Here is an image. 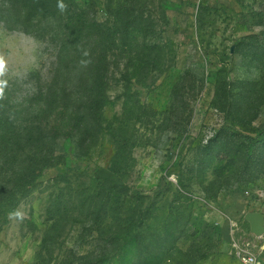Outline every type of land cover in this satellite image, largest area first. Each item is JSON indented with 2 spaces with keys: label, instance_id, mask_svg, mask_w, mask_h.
<instances>
[{
  "label": "rangeland",
  "instance_id": "rangeland-1",
  "mask_svg": "<svg viewBox=\"0 0 264 264\" xmlns=\"http://www.w3.org/2000/svg\"><path fill=\"white\" fill-rule=\"evenodd\" d=\"M11 1L0 0V8ZM128 1L127 12L142 13L156 37L138 39L124 53L106 45L108 105L98 125L57 139L62 162L6 210L0 264H239L238 252L264 259V234L253 235L244 220L247 213L264 219V0ZM74 6L90 24L110 28L123 1L74 0ZM26 9L17 0L8 22L0 20V53L9 61L3 103L9 98L11 107L54 80L77 85L82 68L63 64L60 71L59 60L82 57L67 46L84 43L91 53L102 39L74 33L57 7L44 13L45 28L31 32L40 19L29 25ZM124 71L127 91L115 82ZM120 144L131 158L125 196H113L98 226L79 217V225L66 218L50 229L45 210L58 194L51 181L94 177ZM116 204L118 215L110 211ZM15 209L22 221L9 219ZM113 219L140 227L131 232L139 237L110 239L120 224Z\"/></svg>",
  "mask_w": 264,
  "mask_h": 264
},
{
  "label": "trees",
  "instance_id": "trees-1",
  "mask_svg": "<svg viewBox=\"0 0 264 264\" xmlns=\"http://www.w3.org/2000/svg\"><path fill=\"white\" fill-rule=\"evenodd\" d=\"M18 1L20 5L27 8V11H30L27 12L26 17L29 25L35 20V17L38 16L40 19L31 32L42 30L40 26L44 13L53 10L57 4L54 0H23V3L21 0ZM121 1H123V6H118L117 20L110 28H105L95 23L90 24L83 17L82 12L77 11L74 0H64L65 3H68V9L64 12L67 25L69 26V22L75 25L74 33L82 35L85 32L87 36L94 33L92 36L96 34L102 38L97 45L91 46L93 50L90 53L92 63L87 68L81 69L77 85L68 86L66 78L63 79V73L60 76L62 81L54 80L45 87L46 90L43 92L41 90L36 92V88L33 87L31 92L26 95V99L23 100L26 102L24 104L28 105L27 107L24 104L15 105V103L14 107L9 106L8 97H6L8 98L6 103L0 100V220L3 219L5 212H8L6 210L17 205L15 204L17 197L27 198L31 191L37 188V180L44 170L52 169L62 162V158L55 154V144L58 138H73L74 130L77 132L86 130L89 125H98V120L108 105L106 45L110 44L112 51L118 50L124 53L125 50L131 51L132 45L135 48L138 39L146 40L156 37V33H151L150 29L144 25L145 20L142 13L138 14L133 9L131 12H127L126 9L132 7L127 5L131 4L130 1ZM16 3L17 0H13L7 7L1 6L0 20L8 22L9 15L15 11ZM70 10L78 12L79 15L70 13ZM67 12L75 16H68ZM42 26L44 27V25ZM53 36H58V34L54 33ZM59 36L62 34L59 33ZM97 36L95 37L97 38ZM54 38L57 40V37ZM59 40L62 42V46L67 45L64 38H59ZM117 42H120L119 46L116 45ZM84 47V43H79L72 49L67 46L69 51L72 50L73 53L77 51L78 55ZM81 59L82 57H76L70 62L60 59L58 64L60 71L63 64L69 69L77 67ZM70 75L72 73L69 70ZM115 82L116 87L127 91L130 82L126 71L120 72L119 79ZM18 107L24 108L19 111H11L12 108ZM39 117L43 120H39ZM130 162L131 158L128 156L127 149L120 144L110 166L107 169L98 170L94 177L84 178L79 173L71 174L70 177L60 175L54 178L51 181L52 188L56 189L58 194L52 196L45 210L47 220L52 222L50 229L58 227L59 223H63L66 218H69L73 225L82 223L79 217L88 220L94 227L102 223L98 222L99 216L103 214L102 220H104V216H107L105 207L110 205L113 196L116 194L125 196L122 195L124 190L126 191L122 181L127 174ZM4 176L9 177L6 179ZM81 179H87V181L81 182ZM90 183H95L96 186L89 188ZM61 185H64L65 188L61 189ZM74 205L77 207L71 209V206ZM118 209L116 204L110 211L112 214L118 215ZM112 221L120 224H118L119 228L110 234V239L118 240L114 238L115 233L124 237L128 235L132 240L139 237L138 233L132 235L131 232L139 230L140 227L132 225L129 220L113 219Z\"/></svg>",
  "mask_w": 264,
  "mask_h": 264
},
{
  "label": "clouds",
  "instance_id": "clouds-1",
  "mask_svg": "<svg viewBox=\"0 0 264 264\" xmlns=\"http://www.w3.org/2000/svg\"><path fill=\"white\" fill-rule=\"evenodd\" d=\"M56 7L59 12L64 13L68 9V5L64 0H57ZM82 59L79 61L81 68H87L92 63L90 52L87 49H82ZM9 61L7 57L0 53V100L5 98V91L9 87ZM9 219L22 221L24 219V213L20 209L12 210L8 213Z\"/></svg>",
  "mask_w": 264,
  "mask_h": 264
},
{
  "label": "water",
  "instance_id": "water-1",
  "mask_svg": "<svg viewBox=\"0 0 264 264\" xmlns=\"http://www.w3.org/2000/svg\"><path fill=\"white\" fill-rule=\"evenodd\" d=\"M244 220L249 224L250 232L255 236L264 234V219L259 213H247Z\"/></svg>",
  "mask_w": 264,
  "mask_h": 264
},
{
  "label": "built area",
  "instance_id": "built-area-1",
  "mask_svg": "<svg viewBox=\"0 0 264 264\" xmlns=\"http://www.w3.org/2000/svg\"><path fill=\"white\" fill-rule=\"evenodd\" d=\"M236 257L239 264H264V259H260L254 254H241L238 252Z\"/></svg>",
  "mask_w": 264,
  "mask_h": 264
}]
</instances>
